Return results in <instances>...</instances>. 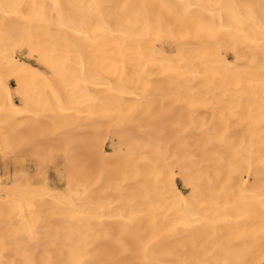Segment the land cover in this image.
I'll return each mask as SVG.
<instances>
[{"label": "bare ground", "instance_id": "obj_1", "mask_svg": "<svg viewBox=\"0 0 264 264\" xmlns=\"http://www.w3.org/2000/svg\"><path fill=\"white\" fill-rule=\"evenodd\" d=\"M27 132L66 191L0 177V264H264V0H0V139Z\"/></svg>", "mask_w": 264, "mask_h": 264}, {"label": "rangeland", "instance_id": "obj_2", "mask_svg": "<svg viewBox=\"0 0 264 264\" xmlns=\"http://www.w3.org/2000/svg\"><path fill=\"white\" fill-rule=\"evenodd\" d=\"M14 85H16L15 84V82L13 81V86ZM30 131V130H29ZM26 132V131H25ZM36 132V131H35ZM37 133V132H36ZM26 134V136L25 135H23L22 137H19V139L18 138H12V140L10 139H6V140H4L3 141V139H0V177L3 179V182L4 183H11V179H8L7 177H11V175L13 174V172L14 171H16V170H20V169H23V167L25 168V171L24 172H26L27 174H31L32 176H30L29 178L31 179V180H33L34 179V181H36L37 179V176L36 175H38V181L39 182H41V184H43L42 182H44V181H46V179L48 180L47 182H48V184H49V186L52 188V189H60L59 190V192H65L66 190H65V188H66V180H65V178H62L63 176H65V171L63 172V173H61L60 171H59V169H60V167H57V166H55L54 164H55V162L53 161V160H55L56 161V156H55V154H50V151H48L49 152V154L48 153H45V152H42V151H39L37 154H38V157L40 156V157H42V159H43V162L44 163H46L44 166H40V167H37V165H41L39 162H36L37 160L35 159V154H33V152L31 151V150H29L30 151V153H29V151H28V144H30V145H32L34 142V140H37L38 138H39V136H38V133H37V135L36 136H38V137H34V134L32 133V137H34V140H33V138L32 137H30V134L31 133H29V132H27V133H25ZM29 134V135H28ZM28 135V136H27ZM82 138V139H81ZM86 138V137H85ZM16 139V140H15ZM80 139V141L81 140H85L83 137H80L79 138ZM8 140V141H7ZM10 141V142H9ZM106 142H104V139H103V141L101 140V142H104L105 143V145H107L109 148V151L112 149H110V147H112L111 146V144H112V142H111V139H107V140H105ZM29 142H31V143H29ZM100 142V143H101ZM6 143V144H5ZM8 143V144H7ZM9 143H10V145H9ZM111 143V144H110ZM100 145V144H99ZM28 151V152H27ZM112 151V150H111ZM25 152V153H24ZM27 154V155H26ZM29 154H31V155H29ZM36 154V155H37ZM17 157V158H16ZM14 158V159H13ZM16 158V159H15ZM48 158H50V159H48ZM52 158V159H51ZM34 159V160H33ZM40 158H38V160H39ZM41 159V160H42ZM14 160H16V161H14ZM51 160V161H50ZM82 159H79L78 161H77V167H79L80 168V170H81V173L82 174H85V175H87V176H90V177H92L93 175H94V173L97 171L96 169H97V167H96V164L95 163H92V165H91V163H89V164H85L84 162H83V160L81 161ZM33 161H35V163L33 162ZM15 162V163H14ZM21 162V163H20ZM37 163V165H35ZM53 163V165H51ZM84 163V164H83ZM22 165V166H21ZM36 167H35V166ZM94 165V166H93ZM11 166H12V168H11ZM16 166V167H15ZM44 167V168H43ZM46 167V168H45ZM57 169H56V168ZM33 168H34V170H33ZM38 168H40L41 170L39 171H37L36 169H38ZM96 168V169H95ZM11 169V170H10ZM46 169H47V171H49V178H46L43 174H41V177H39L40 175L39 174H34V171L35 172H40V173H45V171H46ZM5 170V171H4ZM8 170V171H7ZM43 170V171H42ZM56 170V171H55ZM96 170V171H95ZM33 171V172H32ZM42 171V172H41ZM86 171V172H85ZM31 172V173H30ZM56 172V173H55ZM66 172H68V171H66ZM10 173H12V174H10ZM5 174V175H4ZM61 174V175H60ZM10 175V176H9ZM24 175H26L25 173H24ZM62 178V180L61 179H59L60 177ZM3 177H5V178H3ZM33 178V179H32ZM45 178V179H44ZM44 179V180H43ZM50 179V180H49ZM40 180H43V181H40ZM64 180V181H63ZM37 182V181H36ZM39 182H37L38 184H40ZM177 184H178V186L183 190V192L185 193V194H189L190 193V189L189 188H186V186H184V184H183V182L181 181V178L180 177H178L177 178ZM55 185H56V187H55ZM55 187V188H54ZM10 194H12L13 195V192L12 193H10ZM15 195V194H14ZM13 195V196H14ZM4 204V203H3ZM2 203L0 204L2 207H1V210L3 211V213H6V216H7V214L8 215H11L12 214V216H14V215H16L17 213H19V214H22V213H24V211H20V209L22 210H24V207L22 206V204H21V202H20V205H21V207H20V205H18L17 207H20V208H18L17 209V207H15V208H13L15 205L14 204H10V202L8 203V205L6 206V204H4L3 205ZM11 206V209H10V206ZM9 206V207H8ZM6 208H7V210L8 211H6ZM3 209H5V212H4V210ZM17 210V212H15L14 210ZM12 211V212H11ZM21 213H20V212ZM10 212V213H9ZM15 213V214H14ZM19 214H17V215H19ZM10 222V221H9ZM3 224H5V225H3V226H1L0 225V230H2V231H0V232H3V229H4V233L6 234V233H8L9 232V230L11 231L12 229H11V224H7V223H4L3 222ZM7 225H9V228H8V226ZM7 227V228H6ZM24 227H26V226H24ZM12 228H14V226L12 227ZM22 230V232H20L21 233V235L22 234H24L23 236H25L26 237V230H27V228H26V230H24V228H22L21 229ZM24 231V232H23ZM8 237V236H7ZM25 237H23V238H25ZM7 241V243H8V241H9V243L7 244V245H10V247H12V245L11 244H13L10 240H6ZM6 241L4 242V244L2 245V243H0L1 245H0V248H1V246L3 247H6ZM40 241V240H39ZM37 244H41V242H38ZM20 248L22 247V248H25L26 246H25V244L23 245H21V244H19L18 245ZM8 248H9V246H8ZM7 248V249H8ZM10 249V248H9ZM6 250V249H5Z\"/></svg>", "mask_w": 264, "mask_h": 264}]
</instances>
